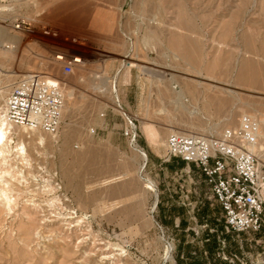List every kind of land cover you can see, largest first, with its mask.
<instances>
[{"label":"rangeland","instance_id":"374dc122","mask_svg":"<svg viewBox=\"0 0 264 264\" xmlns=\"http://www.w3.org/2000/svg\"><path fill=\"white\" fill-rule=\"evenodd\" d=\"M2 28L16 39L0 41L1 111L32 72L57 77L66 105L56 135L11 131L28 162L0 163V264H264V228L227 231L201 172L166 160L171 133L216 135L249 115L264 161V88L237 80L249 60L264 76V0H0ZM58 53L82 62L67 73Z\"/></svg>","mask_w":264,"mask_h":264},{"label":"built area","instance_id":"2783aa9c","mask_svg":"<svg viewBox=\"0 0 264 264\" xmlns=\"http://www.w3.org/2000/svg\"><path fill=\"white\" fill-rule=\"evenodd\" d=\"M19 27L20 24H17ZM77 57L66 62L71 73ZM66 95L61 81L52 74L32 72L19 78L4 101L6 120L48 134H58L63 122ZM260 124L244 115L237 127L221 133H171L166 141V160L181 158L194 164L210 186L212 197L222 208L227 231L260 232L264 228V161L252 146L259 142ZM125 135L133 144L137 136L131 129Z\"/></svg>","mask_w":264,"mask_h":264},{"label":"bare ground","instance_id":"6f19581e","mask_svg":"<svg viewBox=\"0 0 264 264\" xmlns=\"http://www.w3.org/2000/svg\"><path fill=\"white\" fill-rule=\"evenodd\" d=\"M5 39H7L8 41L10 40L12 42V41H15L16 38H12L8 34V32L4 31L3 28H2V29H0V41L2 40V42H3V40H5ZM76 57H77L76 58V61H81L82 62V59L81 58H79L78 56H76ZM251 62L249 60V62L247 61L246 63H243V66H242V68L240 69V72H239V76H237L238 83H242V81H244V83H247V86L249 85L250 87H252L254 85V83L257 84V82H258V84H260V88L263 89L264 88V76L263 75H260L262 72L260 71V69L257 67V64H256L255 66H256V68H258L259 75L261 77L257 75L258 74L257 73V69H252V68H254V64L255 63L252 64ZM252 70H253V75H251L252 74ZM179 82L175 78L172 77V79H171V85H172L173 91L179 96V98L175 100V104L179 108L186 109L187 108V105L184 102V100L187 99V97L185 96V94H183V89L180 86ZM212 85H209V86L211 87ZM261 85H262V87H261ZM68 91H70V90H68ZM230 91H232V90H230ZM2 92L3 91H1V93ZM67 94H68V96H71V93L70 92H67ZM229 95H230V97L232 96L231 93H229ZM218 99L219 100L216 102L215 106H217V105L220 106L221 104H226V103L230 102V99H228L227 97H226V99H223V98L222 99L218 98ZM77 101H78V99H77ZM256 102H258V104L261 105L260 101H256ZM120 107L121 106H118L117 105V108H120ZM3 109H4V107H3ZM64 109H65V107H64ZM63 114H64V111H63ZM131 125H132V122H131ZM14 126L15 125H13L12 123H10V122H8L6 120V117L4 115V110L1 111V109H0V163L7 164L9 162V160H11L10 157H13V156L14 157H13L12 160L18 158V159H22V160L28 162V157H27V154L28 153L25 150L24 143L21 142V141H18V143H17L12 138V135L13 134H12L11 131H12V129H14L13 128ZM23 128L29 129L28 127H23ZM146 128H147V126H146ZM157 131L155 132V130H152V129L147 128V132H148V135H149V138L150 139H152L153 141H155V142H157L159 144L160 143H163L164 144L165 142L160 139V137H159L160 135L157 133ZM172 131L174 132V130H172ZM40 132H42V131H40ZM189 134H191V133H189ZM36 136H37V134H36ZM39 137H40L39 138L40 139L39 141L42 142L44 140V136L43 137L42 136H39ZM252 149L257 151V144L254 145V146H252ZM139 156L143 160V163L145 164V162L147 160V154H146V152L139 149ZM3 172L8 173V171H0V196L4 197V199L7 201L8 205H9L11 203V201H12V199H11V197L9 195V190L10 189H6V187L4 186L6 184H9V181L7 179H5V177L3 176Z\"/></svg>","mask_w":264,"mask_h":264},{"label":"crops","instance_id":"0c3cea01","mask_svg":"<svg viewBox=\"0 0 264 264\" xmlns=\"http://www.w3.org/2000/svg\"><path fill=\"white\" fill-rule=\"evenodd\" d=\"M172 160V165H175L177 166V169L179 170H184V171H191L192 168H195L199 171L200 173V170L192 163H187L186 161L182 160L181 158H178V157H174L171 159ZM201 174V173H200ZM202 175V174H201ZM203 176V175H202ZM184 193V192H183ZM185 201L183 200L182 203L184 205H186L187 207L188 206H191L192 205V201L189 200V197L188 195H185ZM187 200V202H186ZM189 208V207H188Z\"/></svg>","mask_w":264,"mask_h":264}]
</instances>
